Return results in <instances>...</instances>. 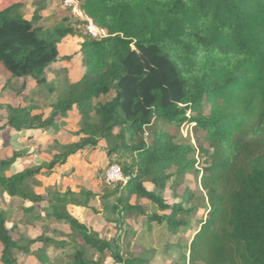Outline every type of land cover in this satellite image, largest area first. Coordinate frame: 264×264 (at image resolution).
<instances>
[{
    "label": "trees",
    "instance_id": "obj_1",
    "mask_svg": "<svg viewBox=\"0 0 264 264\" xmlns=\"http://www.w3.org/2000/svg\"><path fill=\"white\" fill-rule=\"evenodd\" d=\"M25 1L0 0V66L10 75L3 88L30 78L57 97L46 118L7 107L0 132L58 134L76 109L79 139L29 169L10 173L21 155L0 162V198L18 199L23 218L55 233L14 239L11 210L0 206V264H23L19 255H34L36 264H146L132 249L152 238L162 240L155 254L176 255L172 264H264V0H78L107 32L101 40L69 15L42 18L45 0H32L31 20L45 23L33 26L21 12ZM67 36L82 39L83 74L55 88L44 72ZM186 125L196 147L181 135ZM101 141L107 163L100 171L116 165L123 181L100 195L55 183L45 194L30 191L34 177H50ZM185 176L192 179L179 195ZM168 184L177 202L162 200ZM69 207L100 215L112 239L89 231ZM200 209L203 219L195 217ZM137 216L141 229L128 231ZM38 243L58 256L32 252Z\"/></svg>",
    "mask_w": 264,
    "mask_h": 264
},
{
    "label": "rangeland",
    "instance_id": "obj_2",
    "mask_svg": "<svg viewBox=\"0 0 264 264\" xmlns=\"http://www.w3.org/2000/svg\"><path fill=\"white\" fill-rule=\"evenodd\" d=\"M29 3V0H28ZM43 4H46L47 9L53 10L54 13L60 14L62 11L65 15H69L67 11L63 8L58 9L59 6L62 7V0H45ZM31 7V5H29ZM45 7L41 8L39 14L44 11ZM30 11V10H29ZM22 14L25 13V8L21 9ZM27 16V15H26ZM30 15L29 17H32ZM32 25H40V21L31 20ZM73 58V56H72ZM9 74L3 70L0 66V127H2L8 116L7 107H21L33 109V114H43L44 118L49 113V105L56 99V94L49 95L44 88H31L30 79H23L14 81L11 86L7 89L3 88L4 80L9 78ZM24 84V90L20 93V87ZM58 121V119H57ZM78 129V120L76 116L71 114L69 122L59 129L58 134H55L53 130L41 133L39 131H24L15 132L13 130H5L0 132V162L8 160L13 157V155H21L14 166L10 168V173L22 171L24 169H29L34 165H38L42 162H49L53 155L58 152L60 147L66 143L77 142L79 137L75 136L74 133ZM189 140V138H186ZM190 141V140H189ZM195 147L198 142L194 137ZM95 152H97L95 154ZM104 160V154L98 149L89 150L82 155L79 154L77 158H74L69 162L68 165L58 166L55 172L50 177L39 176L35 177V181L40 182V185H34L30 187V191L34 194H45L46 191L53 186L55 183L57 188L62 190L66 187H71L74 189L82 188L86 191H90L96 195L104 193L109 187L105 181V172L102 173L99 169ZM84 163V164H83ZM9 175V172L6 173ZM192 179V176H185L184 181L181 182L182 185L177 189L179 195L183 192V188ZM184 183V184H183ZM194 190L193 184L189 186ZM145 188L148 191L159 193L151 185L146 184ZM196 198L199 199L203 196V193L199 190L197 192L194 190ZM162 200L166 204L177 202L178 200L171 196V189L169 184L167 185L164 192L160 193ZM20 201L18 199H10L5 196L0 198V206L2 209L11 210V219L13 220V225H17L16 229L12 232L14 239H17L20 235L27 237L28 239H34L38 236L54 237L53 232H51L50 227H47L41 221H27L23 218L22 214L18 212V206ZM92 205L96 211L100 210V203L98 199L92 201ZM140 205L144 209L148 210L149 213L152 212V204L147 201L140 202ZM70 213L72 215H77L81 221L87 226L89 231L96 233L100 239L111 240L114 235V230L112 226H108L103 223L102 218L97 216L92 212H85L81 209L70 208ZM157 212V211H156ZM206 211L200 209L195 216L197 219H203L205 217ZM143 219L140 216L134 217L128 221L130 227L128 231H137L142 227ZM66 230V228L64 229ZM56 236V235H55ZM137 246H134L132 251L137 256L148 259L146 264H169L175 261L176 255L173 254L171 257L166 258L162 254H155V252L162 249V240L157 238H152V242L142 247L140 250ZM1 250V246H0ZM43 251L49 257H57L58 251L55 247L48 245L43 246L40 243L35 244L31 247L32 252ZM23 264H36V258L34 255L22 257L18 256ZM107 263H110L109 261Z\"/></svg>",
    "mask_w": 264,
    "mask_h": 264
},
{
    "label": "crops",
    "instance_id": "obj_3",
    "mask_svg": "<svg viewBox=\"0 0 264 264\" xmlns=\"http://www.w3.org/2000/svg\"><path fill=\"white\" fill-rule=\"evenodd\" d=\"M29 5H31V7ZM23 7L25 8V13H26L25 15L23 14V16L26 20L30 21L32 17H29V16L33 14V12L36 8L35 3H33L32 0H29V3H28V0H26ZM43 7H45L44 8L45 10L39 14L42 18L53 17L52 21L58 22L65 16V14L62 11L60 12V14H56V13H54V9L52 11L47 9L46 4H43ZM58 9L61 10L62 7L59 6ZM40 23L42 25L45 24L44 22H41V21H40ZM81 43H82V39H80L76 36H67L57 46L58 59L55 63L51 64L44 72L46 80L50 85H52L53 87L56 88L59 84L63 83L64 79H66L70 83H74V82H77L81 78V76L83 74V66H82L81 54H80V44ZM72 56H73V58H72ZM66 57H70L71 59L69 61H63L62 59L66 58ZM23 79H30V78H23ZM23 79H19V80L22 82ZM14 81H16V80H14ZM14 81L12 83H14ZM3 82L5 83V80ZM29 83H31L30 86L33 90L36 88H40V87H37L36 84L32 80ZM3 86H4V84H3ZM21 87H24V84H22ZM54 94H56V97H57V93H54ZM49 110H50V108H49ZM71 114L75 115L76 120H78V122H79V115H78L76 109H73L70 113L67 114L66 118L64 119V122H66V124L69 122ZM30 131H33V130H30ZM96 148H98L104 154L103 163L99 167L100 168L99 170H101L105 167V165L107 163L105 152H104L105 143L103 141L99 142ZM89 150L91 151L94 149L88 148V149L82 151L80 154L82 155L83 153H86ZM96 153L97 152H95V154ZM37 177H39V176H37ZM37 183H40V182H37ZM37 183H36L35 177H34V182L29 186L32 188V186L38 185ZM36 195H40V194H36ZM70 208H75V207H69L68 211ZM75 209H81V208H75ZM81 210H83L85 212L87 211L84 209H81ZM69 213H70V211H69ZM72 216H77V215H72ZM97 216L99 217L100 215H97Z\"/></svg>",
    "mask_w": 264,
    "mask_h": 264
},
{
    "label": "built area",
    "instance_id": "obj_4",
    "mask_svg": "<svg viewBox=\"0 0 264 264\" xmlns=\"http://www.w3.org/2000/svg\"><path fill=\"white\" fill-rule=\"evenodd\" d=\"M62 8L69 13V16L73 20L81 22L83 30L88 37L96 40L108 37V34L104 29L98 28L93 21L82 12L78 0H62ZM180 132L183 138H189L191 144L195 146L191 125L183 126ZM104 177L108 185L114 184L118 181H123L120 169L116 165H112L107 168Z\"/></svg>",
    "mask_w": 264,
    "mask_h": 264
}]
</instances>
